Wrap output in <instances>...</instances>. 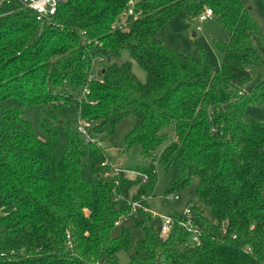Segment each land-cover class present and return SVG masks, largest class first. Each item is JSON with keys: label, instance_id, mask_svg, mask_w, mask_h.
Wrapping results in <instances>:
<instances>
[{"label": "trees", "instance_id": "obj_1", "mask_svg": "<svg viewBox=\"0 0 264 264\" xmlns=\"http://www.w3.org/2000/svg\"><path fill=\"white\" fill-rule=\"evenodd\" d=\"M249 1L66 0L46 27L18 3L0 12V264H122L118 254L132 246L128 264H264V124L246 114L249 105L264 109V30ZM208 9L225 33L218 69L203 49L191 56L159 35L179 13L199 19ZM125 50L129 61L105 64ZM254 67L261 79L242 92ZM76 103L79 118L109 136L132 116L124 151L138 144L145 159L158 153L171 174L168 194L199 178L197 194L211 211L189 208L200 246L181 225L185 213L171 216L176 223L162 235L145 206L134 224L142 239L112 235L131 212L124 200L149 197L157 173L137 168L147 183L123 171L105 177L103 149L85 141L79 119L72 129L57 113ZM31 106L48 141L25 118ZM88 161L93 179L83 176Z\"/></svg>", "mask_w": 264, "mask_h": 264}, {"label": "rangeland", "instance_id": "obj_2", "mask_svg": "<svg viewBox=\"0 0 264 264\" xmlns=\"http://www.w3.org/2000/svg\"><path fill=\"white\" fill-rule=\"evenodd\" d=\"M248 5L252 9L253 17L258 21L260 27L264 30V2L260 0H251ZM200 28V30H198ZM161 39L168 47L187 53L191 56H197L199 48L203 49L209 57L212 65L218 69L222 67L223 58L219 49L216 47V42L225 39V33L223 26L218 20L217 15L207 21L200 23L198 19H191L183 11L169 21L166 26L159 33ZM129 61V55L127 50L122 52L121 57H109L106 59L105 64H119L122 65ZM101 65L96 64L94 75L97 72V68ZM133 70L138 78L142 81L146 79V73L136 63L133 62ZM252 80L243 88L242 92L250 90L260 79V68L254 67L252 70ZM16 100H9L7 104H17ZM61 122L64 124H71V128H75V122L79 119L80 106L78 103L62 106L57 111ZM246 114L250 118L259 120L264 124V109L249 105L246 108ZM39 107L31 106L25 110V118L29 120L34 127L36 134L44 141H48V136L42 130L39 125ZM136 124L135 119L132 116L125 118L117 126L116 132L113 136L107 135L104 129H98V123L96 122L92 130V134L96 136L98 140L103 142V151L108 157L110 162L109 170L114 174V169L117 168L121 172L123 171L126 178L129 180H138L142 178L145 173L137 172V168H149L156 170L157 179L154 186L153 193L146 197L143 202L144 211L150 213L154 218L157 228H161L164 219L171 217L176 213L184 214L191 205L203 206L205 213L208 217H211V211L200 200L197 194V188L199 185V178L195 177L189 187L180 192H174L168 194L166 192L170 180L171 174L166 172L159 164V154L157 153L154 158L145 159L141 155L140 145H134L129 151H124L123 145L127 135L133 130ZM169 136L173 138L175 136L173 128H169L167 131ZM66 134L64 128L61 126L59 129V141L57 145V151H61L62 146L65 143ZM162 149V148H161ZM157 163V165H156ZM107 170V169H106ZM108 171V170H107ZM106 173V171H105ZM105 175V174H104ZM83 176L87 179H93L94 174L90 167L89 161L87 166L83 170ZM115 176V174H114ZM137 187L131 191L133 197L137 192ZM178 197L177 200L173 199ZM133 201L132 199H129ZM141 209L136 212H130L127 216L122 217L119 220V224L116 225L112 232L114 237L119 236L123 231L130 233L131 241L133 245L143 237V232L136 229L135 222L141 220ZM134 252L133 246L129 250L121 251L118 256L122 264H128L130 261V255Z\"/></svg>", "mask_w": 264, "mask_h": 264}, {"label": "built area", "instance_id": "obj_3", "mask_svg": "<svg viewBox=\"0 0 264 264\" xmlns=\"http://www.w3.org/2000/svg\"><path fill=\"white\" fill-rule=\"evenodd\" d=\"M66 0H0V12L9 6H12L13 4H20L23 5L31 10L34 11L36 15V19L38 22H40L41 27L46 26H53L55 23L53 21L54 16L57 14L58 8L61 3L65 2ZM132 5H134V1L131 2ZM129 15L133 14V10L130 9ZM2 13H0L1 15ZM214 12L211 9H208L203 15H201L198 19L200 23H203L204 21H207L208 19L213 18ZM200 30V28H198ZM88 93L87 90H85L84 94L86 95ZM95 122L85 120L82 118H79L77 123V130L78 132L83 136L85 141L87 143H95L97 146L104 148L103 142L98 140L96 136L92 134V130L94 128ZM174 140H176V137H173ZM156 156V155H155ZM159 159V157H158ZM157 165V163H156ZM103 167L107 168L108 171L105 173V177H117L121 171L117 168L114 169V174L110 172L109 166L110 162L109 160H106L102 164ZM143 183H147L149 181V175L144 174V176L141 178ZM175 200L178 199V197L173 198ZM146 200L145 196H142L139 200L131 201L129 199L124 200V203L131 207L132 212H136L138 209L143 208V202ZM185 221L181 222V225L184 227V229L188 232L191 238V243L200 246L201 245V232L197 225L193 223L192 217H191V210L188 209L185 212ZM176 221L173 217H167L164 219V223L162 227L160 228V233L162 235H167L171 232L172 228L174 227ZM119 224V221L116 223V225Z\"/></svg>", "mask_w": 264, "mask_h": 264}]
</instances>
